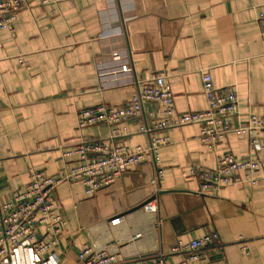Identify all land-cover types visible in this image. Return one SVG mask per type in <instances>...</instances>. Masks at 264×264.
I'll return each mask as SVG.
<instances>
[{
  "label": "crops",
  "instance_id": "1",
  "mask_svg": "<svg viewBox=\"0 0 264 264\" xmlns=\"http://www.w3.org/2000/svg\"><path fill=\"white\" fill-rule=\"evenodd\" d=\"M262 26L264 0H27L13 29H0V203L23 188L31 168L60 175L76 165L62 154L77 142L108 143L109 125L78 129L77 110L125 105L153 74L163 76L176 113L207 108L202 78L209 75L216 88L233 86L234 125L249 114L264 116ZM160 112L143 102L138 118L118 125L129 134L112 141L133 149L146 147L150 135L166 137L159 150L163 177L155 184L154 165L145 162L92 196L78 181L55 189L57 212L67 222L55 247L60 264H79L86 245L114 253L117 239L135 256L125 264L156 253L175 264L182 255L169 250L177 242L209 233L217 241L195 264H264V178L201 194L191 174L213 169L224 153L253 157L247 136L229 133L208 148L198 124L154 130ZM145 125L149 134L140 130ZM150 184L167 192L155 195L156 210L123 213L154 196ZM113 215L124 224L110 228Z\"/></svg>",
  "mask_w": 264,
  "mask_h": 264
},
{
  "label": "built area",
  "instance_id": "2",
  "mask_svg": "<svg viewBox=\"0 0 264 264\" xmlns=\"http://www.w3.org/2000/svg\"><path fill=\"white\" fill-rule=\"evenodd\" d=\"M26 5L27 0H0V29L12 30L16 13ZM261 32L264 34V26ZM113 57L116 58L117 54L113 53ZM120 69L126 71L127 66L122 65ZM202 88L207 108L199 111L176 113L172 93L161 74H153L151 80L138 88L125 105L101 103L78 109L77 128L107 124L110 132L106 140L109 142L82 140L74 144L62 156H74L77 164L60 175L29 169V178L23 188L11 200L0 203V264H60L61 257L55 247L67 222L57 212L53 194L61 183L81 182L85 194L92 196L98 190L112 185L125 171L145 162L154 165L153 184L163 177L159 150L167 143L166 137L150 135L146 147L136 146L133 149L112 143L116 137L129 134L125 126L120 128L118 125L128 119L138 118L143 110V102L160 106L161 117L154 125V130L198 124L199 139L208 148H213L229 133L247 136L253 157L237 159L231 153H224L216 157L213 169L191 172L199 180L198 193L211 194L224 186L243 182L254 185L264 178V116L249 114L245 124L234 125L232 119L239 111L233 86L216 88L211 77L205 75ZM140 130L149 134L152 128L145 125ZM259 171L261 173L258 176ZM143 208L153 212L156 205L153 200H149ZM108 221L110 228L124 224L121 216H114ZM39 230H42V236ZM217 238L216 233H209L187 243L177 242L169 253L182 255L175 264H195L205 255L203 249L216 242ZM115 242L118 250L114 253L107 251V248L84 246L77 255L79 264H125L135 257L125 250L123 241L117 239ZM163 256L164 253H156L141 264H165Z\"/></svg>",
  "mask_w": 264,
  "mask_h": 264
},
{
  "label": "water",
  "instance_id": "3",
  "mask_svg": "<svg viewBox=\"0 0 264 264\" xmlns=\"http://www.w3.org/2000/svg\"><path fill=\"white\" fill-rule=\"evenodd\" d=\"M151 185V192H152V194H153V192H154V196H151L150 198H148L146 201H144L143 203H141V204H139L138 206H135V207H132V208H130V210H127L126 212H123V213H128V212H131V211H134V210H136V209H138V208H141V207H143V205L147 202V201H149V200H153V199H155L156 198V194L158 195V194H162V193H167L166 191H163V190H161V189H159V190H154V187H153V185L152 184H150ZM167 191H169V193H171V192H177V191H175V190H167ZM116 215V214H115ZM115 215H113L112 217H114ZM119 215H122V214H119ZM109 219H111V218H109ZM177 244V243H176ZM175 244V245H176Z\"/></svg>",
  "mask_w": 264,
  "mask_h": 264
},
{
  "label": "trees",
  "instance_id": "4",
  "mask_svg": "<svg viewBox=\"0 0 264 264\" xmlns=\"http://www.w3.org/2000/svg\"><path fill=\"white\" fill-rule=\"evenodd\" d=\"M145 260H147V259H145Z\"/></svg>",
  "mask_w": 264,
  "mask_h": 264
}]
</instances>
